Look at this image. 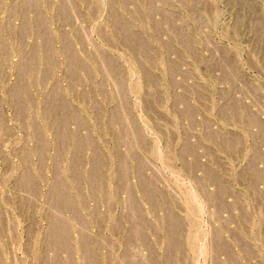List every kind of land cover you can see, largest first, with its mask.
Instances as JSON below:
<instances>
[{"label": "rangeland", "instance_id": "1", "mask_svg": "<svg viewBox=\"0 0 264 264\" xmlns=\"http://www.w3.org/2000/svg\"><path fill=\"white\" fill-rule=\"evenodd\" d=\"M0 264H264V0H0Z\"/></svg>", "mask_w": 264, "mask_h": 264}]
</instances>
